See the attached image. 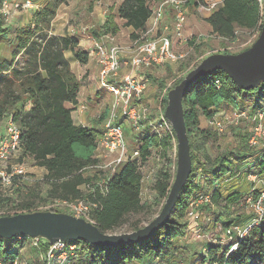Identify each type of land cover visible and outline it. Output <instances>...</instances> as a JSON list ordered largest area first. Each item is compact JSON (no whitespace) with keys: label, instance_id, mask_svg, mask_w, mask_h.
<instances>
[{"label":"trees","instance_id":"obj_1","mask_svg":"<svg viewBox=\"0 0 264 264\" xmlns=\"http://www.w3.org/2000/svg\"><path fill=\"white\" fill-rule=\"evenodd\" d=\"M3 0H0V7ZM65 0H51L32 9V20L16 27L12 39L9 37V27L5 24L0 13V42L9 40L11 45L9 56L0 55V123L11 115L12 120L20 129V148L17 162L30 158L36 165L43 167L45 173L41 181L47 184L45 195L39 192L40 181L33 187L19 186L20 181L14 180V187L9 195L0 197V207L10 205L14 212H3L0 215H11L19 212L45 210L38 204H47L53 199L76 200L82 197L80 186L93 179L85 174V168L97 163L94 156L96 139L99 131L75 124L71 111L77 104V94L81 81L71 70L65 56L70 51L80 63H86L88 52L79 47V39L75 35L55 34L51 31V22L56 14L59 3ZM194 0H188L189 7H195ZM150 0H122L98 26L90 29L93 37L115 34L120 26L116 21L119 17L123 25L132 29L130 39H139L146 30V22L150 17ZM198 11V12H199ZM263 1L258 0H223L222 4L204 19L211 26V32L223 39L235 36L237 28L254 30L259 33L263 21ZM195 36L188 43L194 45ZM254 41V40H253ZM230 53L228 50L218 51ZM205 57L197 58L191 67L185 63V72L165 88L164 81H159L161 90L165 93L161 99L163 110L167 103V91L180 82L186 72L196 66ZM218 79L217 86L214 81ZM251 90L254 91L251 93ZM246 90L239 88L222 70L200 77L186 91L183 97V112L187 129L192 173L183 186L169 220L145 239L125 245L104 246L88 243L83 240L73 242L80 245L81 253L90 257L91 264L101 263L102 254L112 255V250L118 255L109 264H123L124 261L143 263L149 258L168 257L177 248L179 239L185 236L187 220L183 219L187 211L189 198L201 191L195 181V170H200V176L206 175L208 182L230 174L233 167H240L244 157L242 151H231L236 159L225 156L226 151L211 158L205 147L214 132L200 127V116L212 117L225 105L237 107L235 95L248 93L254 97L256 106L264 107V81L258 87ZM260 101L258 104L257 102ZM240 109V108H239ZM107 113L100 117L103 121ZM246 141V137H241ZM142 162L151 156L153 147H160L162 163L168 161L167 153L175 147L168 137L157 138L154 134L146 133L136 139ZM244 153V152H243ZM263 160V158H261ZM261 161L260 164H263ZM165 164V163H163ZM176 167V164H175ZM175 171V170H174ZM174 172L162 167L152 184L157 197L165 200L171 186ZM210 176V177H209ZM141 171L136 160L128 161L108 183L105 195H97L100 207L92 210L91 219L102 232L113 231L128 221L130 215L139 214L151 205L141 201ZM208 192V191H207ZM211 204L217 208L213 218L215 225L228 226L243 221L244 217L237 214L235 206L244 195L234 191L222 198L217 188L211 192ZM258 192H254L256 197ZM40 206V207H41ZM232 206H235L232 208ZM50 211L57 210L50 208ZM214 213V212H213ZM141 220L129 222V229L136 230L143 225ZM26 239L17 236L4 239L0 237V259H13L25 245ZM41 245L47 244L41 240ZM227 246L210 243L204 261L211 264H257L264 260V224L251 230L248 236L238 240L237 250L226 255ZM86 264L85 257L83 258ZM96 264V263H94Z\"/></svg>","mask_w":264,"mask_h":264},{"label":"built area","instance_id":"obj_2","mask_svg":"<svg viewBox=\"0 0 264 264\" xmlns=\"http://www.w3.org/2000/svg\"><path fill=\"white\" fill-rule=\"evenodd\" d=\"M187 1L159 0L152 5L150 3L151 14L148 18L150 23L147 25L146 22V30L139 39L135 40V43H138L135 54L125 62L128 64L129 71L120 79H115V77L121 67L122 46L117 44L110 34L102 36L100 40H95L92 52L96 56L99 65V87L108 92L112 96V100L109 103L108 113L104 118L103 131L96 139L94 156L98 161L86 167L84 171L86 175L93 179L80 186L83 192L82 197L76 200L53 199L45 204L43 209L49 210L52 208L57 210V212L63 211L73 216L84 218L94 224L91 219L92 210L100 207V202L96 198L97 195H105L107 193L109 181L130 160H136L141 171V189L144 184L154 183L157 171L151 169L148 173H143L142 169L146 161H141L140 151L137 147L131 148L128 146L124 133V124H128L133 131L137 132L136 136H139L137 138L144 136L145 129L146 133L154 134L159 139L168 137L172 144H175V132L170 121L164 116L163 107L152 111L144 100L149 77L142 69L153 65L164 67L184 61L185 63L190 62L189 67L193 64L191 61L187 62L188 51H176L172 48L171 35L162 31L159 33L160 20L166 13H171L174 37L179 39L182 37L188 10ZM194 1L196 2L195 7L207 14L217 9L223 2V0ZM258 1L261 3L264 0ZM21 2H13L11 4L8 0L2 1L0 13L5 23L10 22L11 12L17 9L18 6L34 8L31 0ZM165 29L167 30L168 27ZM204 38L203 35L195 36L194 44L205 40ZM214 83L217 86L220 84L218 79ZM164 92L165 90L161 95V99ZM232 108L235 117L251 118L253 121L247 144L255 146L260 138H264L263 105L256 106L252 114H248L245 110L237 107ZM215 115L216 113L212 117L207 118L208 122L221 130V123ZM120 118L121 120H119ZM19 148L20 129L12 120V116L8 115L0 123V185L9 189L10 192L15 185V179L19 181L29 179L22 165L24 162L12 163L11 161L12 158L18 157ZM151 151L152 157H155L157 161L162 159L160 147H153ZM203 176L206 175H201L200 177ZM246 178L251 182V186L243 199L235 206L238 208L236 213L241 215V217H244L242 215L243 212H239L242 206L249 207L250 212L241 222L232 223L225 227L219 225L222 231L220 244L228 247L226 255L237 250L238 240L248 236L253 228L264 224V187L262 189L255 188L256 186L253 183L258 178L256 179L253 173H248ZM254 192H258L256 197ZM210 205H212L211 193L199 191L192 195L187 202L186 215H188V221L198 223L200 215L203 214L202 209L209 208ZM235 206H232V208ZM209 218L206 217V219ZM196 228L195 235L200 237V227ZM17 237L26 239L24 247L18 251V255L13 259H0V264H84L80 245L73 241L58 240L54 243H49L45 239L21 235ZM41 240L46 241L47 244L42 246ZM26 246L30 248V253L36 257L35 259H23L22 253Z\"/></svg>","mask_w":264,"mask_h":264},{"label":"rangeland","instance_id":"obj_3","mask_svg":"<svg viewBox=\"0 0 264 264\" xmlns=\"http://www.w3.org/2000/svg\"><path fill=\"white\" fill-rule=\"evenodd\" d=\"M9 3L18 2L24 0H8ZM33 2L34 7L43 5L44 3L51 0H31ZM122 0H65L59 3L56 14L51 22V31L64 32L67 33H75L79 37L90 36V28L97 26L98 22L109 13V7H113V10H116V7ZM211 1V0H208ZM152 0H150V3ZM32 9L33 8H24L22 6H18L10 15V22L5 23L10 31L9 37L12 39L14 35V29L16 27L22 26L27 22L32 20ZM188 11H192L191 14L194 18L195 22V30L193 36H201L203 35L205 40L200 41L199 43L195 42L198 45V49H194L193 45L187 43V45L180 48L178 51H188V61L192 63L200 56H206L208 54L228 50L230 53H237L246 48H248L253 40L256 39L258 32L256 29L254 30H246L237 28L235 32V36L231 39H223L218 37L216 34H213L210 30L206 21L204 19V14H207L202 11L195 12L191 8L188 7ZM120 27L124 28L126 26L123 25V20L116 18ZM54 28V29H53ZM64 30V31H63ZM191 37V36H190ZM207 37V38H206ZM189 40V39H188ZM11 49V45L9 44V40H4L0 42V55L9 56ZM68 61L76 60L72 54H65ZM185 61L181 63H173L171 65L164 66L165 68H161V71L158 73L150 74V83L151 85H155L156 91L159 90L158 100L160 96L163 94L164 90H161L159 86V81L163 80L165 86H170L173 81L185 72ZM165 72H164V71ZM165 87V88H166ZM254 91L251 90V93ZM165 93V92H164ZM158 100L153 101L154 104L158 103ZM260 101L257 102V104ZM241 110H245L248 114H252V111L247 108V104L243 103L240 105ZM253 110V108H252ZM217 120L221 123V130L217 129L215 126L209 124L208 119L203 115L200 116V127L208 128L210 131L214 132V136L210 137V139L206 142L205 147L207 149L208 154L211 158L219 155L220 153L226 151L225 156L234 158L236 157L230 154L231 151L240 150L242 151L243 158L242 160H236V162L242 161L240 167H233V171L230 174L219 177L218 179H214L213 181L208 182L205 178L200 177V170L197 168L195 170V181L199 185L200 190L202 192H211L214 188H217L221 197L224 198L228 194L239 191L243 194L248 192L249 187L251 186V182L246 178L248 173H253L256 176L257 181L255 184L256 189H262L264 187V163L260 164L261 161H264V138H260L258 143L255 146H249L247 144L248 138L251 133V129L253 127V121L251 118L244 117H235L233 113V108L229 109H221L215 115ZM249 116V115H248ZM121 120V118L119 119ZM264 122V118H263ZM125 126V138L129 147H137L136 139L139 136H136L135 131L131 129L128 124H124ZM123 126V127H124ZM144 132L145 129H144ZM241 137H246V141H243ZM244 152V153H243ZM168 161H164L162 163V159L156 160L152 155L146 161L145 166L143 167V173H148L151 169H154L156 174L162 167H166L169 169L170 173H175V164H176V151L174 146L168 151ZM263 158V160H261ZM12 163L17 162V157L11 159ZM19 163V162H18ZM23 168L25 170L26 175L29 179L21 180L19 186L27 187L35 184V182L40 181L39 192H41L42 196L45 195V190L47 188L46 183H42L41 179L45 173V169L43 167H39L36 165L30 158H26L24 163H22ZM210 177V176H209ZM153 182L150 184H144L141 189L140 197L141 201H146L151 205L150 209H146L145 211L136 214L130 215L128 217V221L123 223L121 226L116 228L113 231H109L108 233H122L131 231L129 229V222L134 221L136 219L141 220L140 224L144 225L149 222L160 210L164 199L158 198L157 194L152 186ZM200 191V192H201ZM11 194L9 189H6L0 185V197L2 195ZM42 204V203H41ZM38 204V208H44V205L41 206ZM244 205V204H243ZM41 206V207H40ZM15 209L7 206L0 207V213L3 212H14ZM217 208L210 205L209 208L202 209L203 214L200 215V220L198 223L188 221V215L185 214L183 219L187 220V231L184 237L179 239L177 243V248L174 249V252L168 257L162 258H149L145 260L143 263L138 261H124L123 264H211L210 262L204 261V256L207 253V246L210 243L219 244L222 238V231L219 228V225H215L213 227V218L217 212ZM243 212V216H247L250 212L249 207L242 206L239 209V212ZM63 212V211H62ZM214 212V213H213ZM212 214V215H210ZM210 215V216H208ZM206 217H210L206 219ZM197 224V225H196ZM196 227H200V237H196L195 230ZM112 258L118 255L117 251L112 250L110 252ZM23 259H35L36 257L30 253V248L28 246L25 247L22 253ZM86 260V264H91L90 257L84 256ZM83 257V258H84ZM102 262L103 264H109L112 259L111 256L106 254H102ZM98 264V262H94ZM92 263V264H94ZM257 264H264V260H258Z\"/></svg>","mask_w":264,"mask_h":264},{"label":"water","instance_id":"obj_4","mask_svg":"<svg viewBox=\"0 0 264 264\" xmlns=\"http://www.w3.org/2000/svg\"><path fill=\"white\" fill-rule=\"evenodd\" d=\"M264 11V1H263ZM222 70L241 89L251 90L264 81V12L260 31L253 43L237 53L214 52L203 57L189 69L179 83L167 91L164 116L172 124L176 136L175 174L159 212L142 227L122 233L102 232L84 218L65 212L37 210L0 215V237L9 239L18 235L58 240H83L95 245H125L145 239L166 223L179 194L192 173L190 144L183 112L185 91L200 77Z\"/></svg>","mask_w":264,"mask_h":264},{"label":"crops","instance_id":"obj_5","mask_svg":"<svg viewBox=\"0 0 264 264\" xmlns=\"http://www.w3.org/2000/svg\"><path fill=\"white\" fill-rule=\"evenodd\" d=\"M157 1L159 0H152L151 5L156 3ZM191 9L194 10L195 12L199 11L198 9H194V8H191ZM191 12L190 11L187 12V15L184 21L182 37H180V39L174 37L173 31H172L171 13H166L160 20L159 33H161L162 31L164 33H168L169 35H171L172 48L176 51L180 50L181 47L187 45L188 43L187 39L190 36H193L194 34V30L196 26H195L194 18ZM207 15L208 14H204V18ZM104 20H105V17L103 16V18L98 22L97 26L103 23ZM116 21L120 26L119 21L117 19ZM149 23H150V20L147 21V25ZM206 24L208 25L209 30L211 31L212 30L211 26L207 22ZM166 27H168L167 30L165 29ZM131 31L132 29L130 27H125V29L120 27L117 33L110 34L113 37L114 41L120 46H122L123 48V54L121 55V67L115 79H120L125 73H128L129 67H128V64H126L125 62L126 60H128L130 57H132L135 54L134 52L136 49V45L138 43H135V39H130L129 35ZM52 32L55 34H61V35L65 34L64 32L61 33V32H57L54 30ZM67 35H75L79 39V47L82 50L88 52V59L86 63H80L77 60L69 61L71 70L74 72L76 77L81 81V86L77 94V104L75 106H71L69 103H67L66 105L68 107H73L71 111V116L75 124H80L89 129L94 127L99 131V134H98L99 136L103 131V122H104V120L100 121V117L104 113H108L109 103L112 100V96L108 92H106L105 90L99 87V83H98L99 65L97 63L96 56L93 54L92 50H93L95 40H100V38L105 35H102L100 37H93L91 34L89 37L88 36L79 37L75 33H67ZM183 38L184 39L186 38V39L184 40ZM66 53L71 54L70 51H66L65 54ZM161 68H162L161 66L153 65L147 68H143L142 71L146 72L148 77H150L151 73L152 74L155 72L158 73L159 71H161ZM149 81H150V78H149ZM158 93H159V90L156 91L155 85H151V83L148 82L147 89L145 90V93H144V100L148 103L152 111H155L156 109L162 107L161 96L159 100H158V97L156 96L158 95ZM235 97H236V101L238 103L239 108L241 107L240 106L241 104L246 103L247 104L246 109H250L251 111H253L252 108L254 106L255 100L251 94L242 93V94L235 95ZM156 100H158V103L153 105L154 104L153 101H156ZM223 108L229 109V108H232V106L225 105Z\"/></svg>","mask_w":264,"mask_h":264}]
</instances>
